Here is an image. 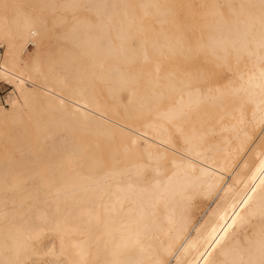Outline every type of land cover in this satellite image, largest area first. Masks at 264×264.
Here are the masks:
<instances>
[{
    "label": "bare ground",
    "instance_id": "bare-ground-1",
    "mask_svg": "<svg viewBox=\"0 0 264 264\" xmlns=\"http://www.w3.org/2000/svg\"><path fill=\"white\" fill-rule=\"evenodd\" d=\"M22 1L0 9V264H258L264 0Z\"/></svg>",
    "mask_w": 264,
    "mask_h": 264
},
{
    "label": "rangeland",
    "instance_id": "rangeland-1",
    "mask_svg": "<svg viewBox=\"0 0 264 264\" xmlns=\"http://www.w3.org/2000/svg\"><path fill=\"white\" fill-rule=\"evenodd\" d=\"M18 2V3H23V1L22 0H0V9L1 10H3V11H8L7 10V5H10V3H13V2ZM25 6L27 7L26 9H30L31 11H35L36 9H37V4L33 1V0H27L26 2H25ZM185 5V4H184ZM10 7H11V5H10ZM66 14L67 15V20L65 21V24L64 25H62V26H59V25H55L54 23H53V21H52V17H54V16H56L57 14ZM74 13L75 12H72V11H67L66 10V12H62L59 8L57 9V10H55L54 12H52V14L51 15H49L48 17H47V22H48V25H49V27H51L52 29H55V30H59V29H61L62 27H64V26H67L68 25V23H70V21H71V19H72V17L74 16ZM43 14H45V11H43ZM177 15L181 18V19H184V12L183 11H179L178 13H177ZM189 17V19H185L187 22H189V23H191L192 21H194V20H198L200 17H199V14H198V12L197 13H194L193 14V16H192V18H191V16H190V14H187ZM185 20H183V21H185ZM193 29H195V27H193ZM187 32H188V34H192L193 35V32H191V30H189V29H187ZM55 41L58 43V44H60V43H63L64 42V40L62 39V38H60L59 36H56L55 37ZM48 44V42L47 41H43V40H41V39H39V38H36V39H34V40H31V45H29V49L30 50H33L34 49V47L36 46V45H38L37 47H42V49H43V47L45 46V45H47ZM57 44V46L59 47V45ZM55 47H56V45H55ZM62 72H65V73H67L68 72V70L67 69H65V68H62V70H61ZM70 82V81H69ZM0 88H1V90H2V93L3 94H7V95H9V97H7V101H0V105H4V106H6V107H9V106H11L17 99H18V95H19V90H18V88H15L12 84H10V83H7L5 80H3V79H0ZM110 100V99H109ZM18 144V142H13V141H11V140H8L7 138H6V136L5 135H3V136H1L0 137V154H2V153H4V152H7V153H13L15 156H17V157H19L20 156V154L18 153V152H16V151H14L15 149L13 148L15 145H17ZM38 151V150H37ZM49 239V238H48ZM49 241V240H48Z\"/></svg>",
    "mask_w": 264,
    "mask_h": 264
},
{
    "label": "snow or ice",
    "instance_id": "snow-or-ice-1",
    "mask_svg": "<svg viewBox=\"0 0 264 264\" xmlns=\"http://www.w3.org/2000/svg\"><path fill=\"white\" fill-rule=\"evenodd\" d=\"M264 74V73H262ZM248 201H244V204H247ZM243 206V205H242ZM232 224L229 225V227H233L237 222H240V223H244V217L240 216V214L238 213L236 216L232 217ZM224 232H227L228 229H224L223 230ZM220 241H216V244H219ZM216 244H211L210 246L212 248H215L216 247ZM49 255H55V250H54V247L53 249H50L49 252H48ZM205 261H206V264H212L211 261L208 260L207 257H205ZM40 264H43V262H40ZM50 264H59L58 261H52L50 262ZM234 264H257V262L255 261H252V260H238V261H235ZM258 264H264V250H262V256H261V259L259 260Z\"/></svg>",
    "mask_w": 264,
    "mask_h": 264
},
{
    "label": "built area",
    "instance_id": "built-area-1",
    "mask_svg": "<svg viewBox=\"0 0 264 264\" xmlns=\"http://www.w3.org/2000/svg\"><path fill=\"white\" fill-rule=\"evenodd\" d=\"M1 49H3V46L0 45V50H1ZM7 97H9V95H7V94H6V95L3 94V93H2V90H1V88H0V101H7V100H8Z\"/></svg>",
    "mask_w": 264,
    "mask_h": 264
}]
</instances>
